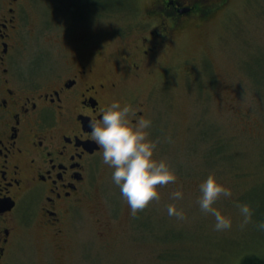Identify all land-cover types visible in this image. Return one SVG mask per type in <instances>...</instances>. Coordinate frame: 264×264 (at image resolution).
Listing matches in <instances>:
<instances>
[{
  "label": "rangeland",
  "instance_id": "obj_1",
  "mask_svg": "<svg viewBox=\"0 0 264 264\" xmlns=\"http://www.w3.org/2000/svg\"><path fill=\"white\" fill-rule=\"evenodd\" d=\"M62 1L69 14L64 17L72 24L69 18L78 15L79 0ZM150 1L111 0V19L102 17L94 25L75 22L65 30L48 24L61 17L50 0H22L18 8L24 9L25 20L11 54L21 58L22 68L32 57L41 68L60 52L71 51L74 35L96 29L100 64L117 68L118 76L124 54L134 58L138 35L124 40L121 34ZM208 3L213 5L206 6L211 9L206 13L212 17L158 46L141 78H127L121 95L144 103L152 121L149 138L159 141L154 156L169 162L176 181L158 186L159 199L132 215L111 168L101 161L59 240L33 222L18 226L13 264H241L245 256L264 259V230L257 227L264 221V0ZM209 173L232 189L231 197L216 202L232 217L230 229L215 230L214 218L197 202L199 184ZM177 188L184 195L174 200L170 194ZM236 201L252 208V219L243 227ZM169 203L183 209L186 218L169 216Z\"/></svg>",
  "mask_w": 264,
  "mask_h": 264
},
{
  "label": "flooded vegetation",
  "instance_id": "obj_2",
  "mask_svg": "<svg viewBox=\"0 0 264 264\" xmlns=\"http://www.w3.org/2000/svg\"><path fill=\"white\" fill-rule=\"evenodd\" d=\"M21 1L4 0L0 8V264H13L11 251L23 221L60 239L64 221L83 204L92 172L102 161L89 118H99L113 100L130 104L137 116H145L142 101L122 100L126 79L139 80L158 46L187 27H201L212 17L206 6L213 5L208 0H151L121 34L125 40L138 33L134 58L125 53L116 76L117 68L100 64L96 29L74 35L71 51L60 52L41 68L33 57L22 68L21 58L11 54L18 26L25 20L24 9L18 8ZM78 2L81 9L78 15L71 14L72 24L94 25L102 17L111 19L115 10L111 0ZM62 3L50 0L61 17L48 24L66 30L72 24L64 17L69 14ZM55 247L59 252L58 243Z\"/></svg>",
  "mask_w": 264,
  "mask_h": 264
},
{
  "label": "clouds",
  "instance_id": "obj_3",
  "mask_svg": "<svg viewBox=\"0 0 264 264\" xmlns=\"http://www.w3.org/2000/svg\"><path fill=\"white\" fill-rule=\"evenodd\" d=\"M130 117L136 119L133 121ZM88 124L92 139L101 149L102 162L111 168L112 181L119 187L132 215L152 200L159 199L158 186L176 181V173L169 162L154 156L159 141L149 138L151 119L137 116L132 105L113 100L102 109L99 118H89ZM170 195L176 200L182 199L184 193L177 188ZM221 196L231 197L232 189L221 183L215 173H209L199 184L197 202L202 212L214 218L213 227L217 231L230 229L233 223L232 217L216 206ZM235 203L243 227L252 219V208L248 203ZM167 212L169 216L186 218L184 210L177 208L175 203L167 205ZM257 227L264 230V221H259Z\"/></svg>",
  "mask_w": 264,
  "mask_h": 264
},
{
  "label": "trees",
  "instance_id": "obj_4",
  "mask_svg": "<svg viewBox=\"0 0 264 264\" xmlns=\"http://www.w3.org/2000/svg\"><path fill=\"white\" fill-rule=\"evenodd\" d=\"M209 14V16H211L213 13ZM241 264H264V259L257 256H245L241 260Z\"/></svg>",
  "mask_w": 264,
  "mask_h": 264
}]
</instances>
